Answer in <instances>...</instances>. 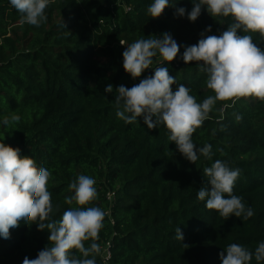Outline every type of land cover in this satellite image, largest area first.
<instances>
[{
    "label": "trees",
    "instance_id": "16d2710c",
    "mask_svg": "<svg viewBox=\"0 0 264 264\" xmlns=\"http://www.w3.org/2000/svg\"><path fill=\"white\" fill-rule=\"evenodd\" d=\"M151 3L55 0L45 9L46 22L36 27L21 24L10 0H0V141L18 147L21 156L51 173L53 220L76 206L66 204L65 197L73 195L68 185L78 175L95 179L98 196L88 206L107 213L96 264H222L219 254L229 244L254 253L264 242V101L239 98L223 115L219 109L226 102L217 101L192 137L197 148L212 146V158L198 153L195 163L169 140L166 126L148 129L143 116L133 124L118 118L115 89L139 84L160 66L176 78L173 90L185 85L197 103L214 95L206 86L207 74L181 57L202 32L220 35L232 18H213L202 8L192 22L187 12L193 0H170L173 6L152 18ZM181 7L186 9L183 17L176 15ZM208 26L211 32H205ZM165 32L180 45L177 57L165 64L156 57L140 77L132 78L123 68L126 46ZM237 34L252 35L264 49L258 33ZM108 84L112 93L105 92ZM12 115L20 120L4 125V117ZM218 159L241 170L233 194L253 210L247 220L234 215L225 220L197 198L207 183L203 169ZM177 227L183 242L175 238ZM49 235L37 224L21 221L10 229L9 239L0 237V264L36 257L49 246ZM108 243L111 255L106 258ZM73 255L79 253L73 250ZM251 264H257L254 256Z\"/></svg>",
    "mask_w": 264,
    "mask_h": 264
},
{
    "label": "clouds",
    "instance_id": "9594fccd",
    "mask_svg": "<svg viewBox=\"0 0 264 264\" xmlns=\"http://www.w3.org/2000/svg\"><path fill=\"white\" fill-rule=\"evenodd\" d=\"M55 0H10L11 6L20 14V23L39 27L46 22L45 9ZM193 8L187 18L195 22L206 8L209 15L231 17L232 23L220 35L201 33L198 43L185 46L182 60L185 64L196 62L199 70L207 74L206 86L214 95L197 103L190 95V89L180 84L175 90L176 78L167 67H156L154 75L144 78L139 84L115 89L114 104L116 116L126 124L138 122L143 116L148 129L166 126L169 140L190 162L195 163L202 155L212 158L211 145L197 148L193 134L209 118L217 101L226 102L219 109L221 115L232 107L239 98L253 97L264 101V49L257 46L252 35L258 33L264 42V0H193ZM173 6L170 0H153L148 7L152 18H159L164 10ZM186 9H176V15L183 17ZM63 26L65 24L63 23ZM211 32V26L205 29ZM122 45L124 41L120 40ZM180 52V45L165 32L141 38L128 44L122 53L123 68L132 78L140 77L158 57V63H171ZM106 93L113 92L108 84ZM230 102V103H227ZM153 117L155 119H153ZM240 117L237 116V120ZM20 120L18 115L4 117L8 126ZM239 168H230L221 160L203 169L207 183L198 190L197 198L206 201V208L215 210L225 220L230 216L247 220L254 215L242 197L234 195L235 182L240 176ZM51 173L38 168L35 160L21 156L18 147L0 141V237L10 238V229L17 228L21 221L37 224L38 230H47L49 246L41 249L36 257H25L22 264H96L100 255L97 243L104 227L107 213L97 206H88L97 199L94 178L80 174L68 188L73 195L65 197V203L75 204L65 210L58 220L51 219L53 211L48 182ZM87 206V207H86ZM177 240L183 242L180 227L176 228ZM86 241H92L85 246ZM187 248V244H183ZM73 250L79 255H73ZM226 253V255H225ZM222 264H251L253 256L257 264L264 262V242H260L254 253L248 248L232 243L220 254ZM91 257V258H89Z\"/></svg>",
    "mask_w": 264,
    "mask_h": 264
},
{
    "label": "built area",
    "instance_id": "2783aa9c",
    "mask_svg": "<svg viewBox=\"0 0 264 264\" xmlns=\"http://www.w3.org/2000/svg\"><path fill=\"white\" fill-rule=\"evenodd\" d=\"M105 251H106V258H109L111 255L109 243L106 245Z\"/></svg>",
    "mask_w": 264,
    "mask_h": 264
}]
</instances>
